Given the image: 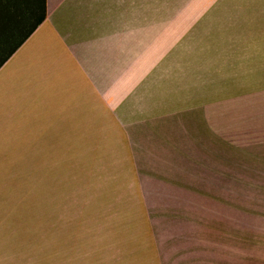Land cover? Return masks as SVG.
I'll use <instances>...</instances> for the list:
<instances>
[{
    "label": "rangeland",
    "instance_id": "obj_1",
    "mask_svg": "<svg viewBox=\"0 0 264 264\" xmlns=\"http://www.w3.org/2000/svg\"><path fill=\"white\" fill-rule=\"evenodd\" d=\"M142 34L154 158L145 132H0V264L172 210L263 208L264 0H142Z\"/></svg>",
    "mask_w": 264,
    "mask_h": 264
},
{
    "label": "crops",
    "instance_id": "obj_2",
    "mask_svg": "<svg viewBox=\"0 0 264 264\" xmlns=\"http://www.w3.org/2000/svg\"><path fill=\"white\" fill-rule=\"evenodd\" d=\"M8 5L14 19H0V132H145L154 158V63L138 65L142 0ZM163 216L172 223L107 226L95 239L10 264H264V205Z\"/></svg>",
    "mask_w": 264,
    "mask_h": 264
},
{
    "label": "trees",
    "instance_id": "obj_3",
    "mask_svg": "<svg viewBox=\"0 0 264 264\" xmlns=\"http://www.w3.org/2000/svg\"><path fill=\"white\" fill-rule=\"evenodd\" d=\"M15 1V0H14ZM8 2L11 3V0H0V19L3 18L4 20L2 22L5 21L8 22L10 20H13L14 17L12 15V11L9 8ZM2 11V12H1ZM2 26H0L1 28ZM6 57H4L1 61H0V67L2 65L3 62L6 61Z\"/></svg>",
    "mask_w": 264,
    "mask_h": 264
}]
</instances>
